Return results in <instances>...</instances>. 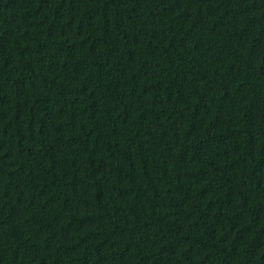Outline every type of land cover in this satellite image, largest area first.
I'll return each mask as SVG.
<instances>
[{
	"label": "trees",
	"instance_id": "1",
	"mask_svg": "<svg viewBox=\"0 0 264 264\" xmlns=\"http://www.w3.org/2000/svg\"><path fill=\"white\" fill-rule=\"evenodd\" d=\"M0 264H264V0H0Z\"/></svg>",
	"mask_w": 264,
	"mask_h": 264
}]
</instances>
